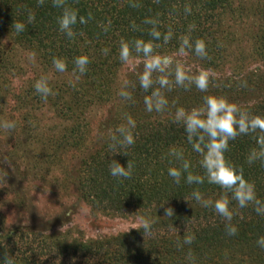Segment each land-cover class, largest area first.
Here are the masks:
<instances>
[{
  "label": "trees",
  "instance_id": "16d2710c",
  "mask_svg": "<svg viewBox=\"0 0 264 264\" xmlns=\"http://www.w3.org/2000/svg\"><path fill=\"white\" fill-rule=\"evenodd\" d=\"M260 1L65 0L64 7L86 20L83 24L78 20L69 38L59 30L62 9L55 7L53 0H0V79L15 67L10 56L12 47L5 48L2 39L33 54L42 70L19 93L10 95L11 111H20L22 121L31 125L39 110L48 107L65 125L46 143L50 150L45 157L47 164L60 166V156L66 149L82 152L74 185L84 202L109 216L137 214L155 221L151 235H143L139 228L89 241H68L63 236L21 229L5 231L0 226V260L8 256L15 264H264V248L257 244L264 237V216L256 213L254 203L240 208L228 193L231 223L237 233L226 234L228 222L212 207L205 208L193 198V192L198 191L203 200L214 202L225 190L208 183L200 166L202 157L187 142L183 125L175 122L178 108L201 107L209 95L226 97L251 115L264 117V5ZM29 15L34 16L31 22ZM15 23L25 25L22 33L15 31ZM153 29L161 34L158 40L151 35ZM185 38L193 46L202 40L207 57L200 58L191 48L180 54ZM135 41L151 43L153 55H185L209 73L207 92L187 82L176 85L177 63L173 59L168 70L172 74L153 72L152 87L145 91L139 77L146 60L143 53L135 52ZM122 43L129 45V60H142L144 64L120 84L117 71L126 63L120 59ZM79 56L89 59L85 75L73 72ZM54 58L66 63L63 74H68L69 80H52L61 74L53 66ZM251 62L258 64L253 70L247 68ZM182 68L189 76L201 73ZM41 77L47 78L53 92L46 101L34 89ZM160 78H166L168 86L161 88ZM10 89L0 81V107L6 104L4 94ZM155 90L168 101L162 112H148L144 104L145 97ZM121 92L131 98L121 96ZM103 106L108 110L97 128L99 137L94 147L87 148L91 133L87 113ZM127 117L136 123L132 130L135 143L110 148L111 136L126 124ZM27 124L23 126L29 133ZM262 135L257 130L230 140L225 159L255 185L257 199L264 202V159L249 163L253 150H261L258 139ZM171 150L183 153L184 160L190 162L188 171L200 176L202 184H188L184 178L188 173H183L179 184L168 176L169 168L182 170L183 163L169 155ZM113 159L125 167L127 161L132 163L130 178L117 181L110 176ZM169 207L174 211L171 219L165 217L164 209ZM185 236L195 237L191 245L183 243Z\"/></svg>",
  "mask_w": 264,
  "mask_h": 264
},
{
  "label": "rangeland",
  "instance_id": "374dc122",
  "mask_svg": "<svg viewBox=\"0 0 264 264\" xmlns=\"http://www.w3.org/2000/svg\"><path fill=\"white\" fill-rule=\"evenodd\" d=\"M246 3L253 0H235ZM264 5V0L260 1ZM5 48L12 47L10 53L15 67L0 79L11 86L4 96L6 104L0 107V122L13 120V131L0 128V226L3 230H29L45 235L63 236L68 241H89L107 239L141 228L136 221L137 214L109 216L93 209L76 192L78 163L82 152L65 150L60 158V166L47 164V141L57 137L65 126L48 107H43L29 122L22 121L20 111L14 110L11 94H17L37 75L41 67L35 56L28 51L10 45L2 39ZM176 63L186 69H202L185 55H172ZM144 64L142 60H129L117 71L116 81L125 83L126 76ZM258 64L249 63L253 70ZM227 73V72H225ZM209 75V73H207ZM3 75V74H1ZM50 77L51 72H47ZM69 80L68 74H58L52 80ZM107 106L92 108L87 113L91 133L86 142L87 148L96 144L97 128L105 118ZM29 125V133L23 125ZM23 126V130H22ZM28 127V126H27ZM25 132V133H24ZM53 147V146H52ZM65 171V172H64ZM43 177V179H41Z\"/></svg>",
  "mask_w": 264,
  "mask_h": 264
},
{
  "label": "clouds",
  "instance_id": "9594fccd",
  "mask_svg": "<svg viewBox=\"0 0 264 264\" xmlns=\"http://www.w3.org/2000/svg\"><path fill=\"white\" fill-rule=\"evenodd\" d=\"M43 3V0H40ZM65 0H53V4L57 8L62 9V14L58 18L59 30L64 32L69 38L74 35L72 28L79 23L86 22L85 18L79 16L78 12L64 7ZM186 11H190L186 9ZM29 22L34 20V16L29 15ZM154 23V21H146ZM23 23H15L14 29L19 34L24 31ZM151 35L154 39L160 38V33L153 29ZM165 41L169 36H165ZM137 54L143 53L146 63L145 71L139 77L140 86L145 91L152 87V73L158 72L170 75L168 70L173 64V60L168 56L153 55V46L151 43L143 41H135L133 44ZM185 48H191L200 58L207 57L206 45L202 40L195 41L194 46L190 44L189 39L183 40V45L180 48V54H184ZM120 59L122 62H127L130 59V48L126 43L121 44ZM89 59L86 56L76 57L74 60L73 72H78L80 75H85ZM53 66L58 72H65L67 69L66 63L62 59L54 58ZM175 84L184 86L185 82L189 85L194 84L201 92H207L209 86V78L206 72H201L195 76H189L185 73L182 66L177 63L175 67ZM158 83L161 88L168 86L169 81L166 78H160ZM36 94L45 101L53 94L49 87L46 77H41L34 85ZM121 96L130 99L127 92H121ZM146 110L148 112H162L166 108L168 101L160 93L155 90L150 96H146L144 100ZM175 122L183 125L186 134L187 142L191 145L192 150L198 153L202 159L200 166L204 170L208 183L215 184L225 190V194L216 201L203 200L198 191L193 192V198L205 208L212 207L213 210L228 223L225 226L226 234L234 236L237 229L232 225L233 213L230 210V199L228 193L231 194V200H235L240 208H245L249 204H255V211L258 215L264 216V202L256 197L255 185L247 181L242 171L232 166L226 159L225 153L228 151L229 141L235 140L239 135H249L256 133H264V117L253 116L248 111L242 109L235 103L229 102L226 97L209 95L204 97L201 107H194L191 110L178 108L175 114ZM16 127L15 121L7 120L0 122V128L7 131H13ZM136 123L131 117L126 118V124L121 125L116 129V133L111 136L112 143L110 148L132 146L135 143L133 129ZM258 143L261 150L257 153L255 150L249 156V163L255 159H264V135L260 136ZM169 155L174 156L177 160L183 161L182 170L171 167L168 169V176L177 184L180 183L183 173H188L185 180L188 184H202L204 180L200 176L192 175L188 170L190 162L184 160L183 153L171 150ZM132 163L127 161L126 167L121 165L117 160H111L109 164V174L111 177L120 181L121 179L130 178L132 171ZM163 207V206H161ZM165 217L172 218L174 211L172 208H165ZM137 223L143 229V235H151L152 227L155 221L150 217L137 216ZM194 236H185L183 243L191 245L194 241ZM258 246L264 248V237H260L257 241ZM191 256V254H189ZM0 264H15L13 258L5 256L0 260Z\"/></svg>",
  "mask_w": 264,
  "mask_h": 264
}]
</instances>
